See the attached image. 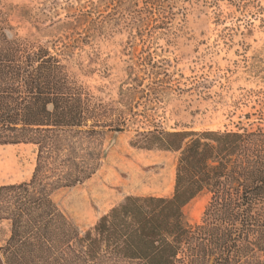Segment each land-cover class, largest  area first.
Wrapping results in <instances>:
<instances>
[{
  "label": "trees",
  "instance_id": "obj_1",
  "mask_svg": "<svg viewBox=\"0 0 264 264\" xmlns=\"http://www.w3.org/2000/svg\"><path fill=\"white\" fill-rule=\"evenodd\" d=\"M108 1L109 24L131 38L159 18L158 28L169 29L162 0ZM104 18L70 14L67 40L88 41ZM114 114L72 78L58 54L13 36L0 9V146L36 147L31 179L0 187V222L10 224L0 264H264L261 128H156L145 135L147 144L131 142L178 154L173 195L128 196L82 234L52 195L99 170L106 133L126 125ZM201 194L210 200L200 223L190 225L184 209Z\"/></svg>",
  "mask_w": 264,
  "mask_h": 264
},
{
  "label": "rangeland",
  "instance_id": "obj_2",
  "mask_svg": "<svg viewBox=\"0 0 264 264\" xmlns=\"http://www.w3.org/2000/svg\"><path fill=\"white\" fill-rule=\"evenodd\" d=\"M107 1L0 0L13 36L58 54L95 102L115 109L112 120L126 121L123 131L106 133L92 178L52 195L82 234L128 195L156 193L162 183L169 195L178 154L130 145L147 144L148 132L264 129V0H162L169 29L158 28L159 18L137 39L112 28ZM87 11L106 23L73 46L63 23ZM35 164L36 147L0 146V187L29 181ZM209 200L201 194L185 207L190 225ZM9 237L10 224L0 222V248Z\"/></svg>",
  "mask_w": 264,
  "mask_h": 264
},
{
  "label": "crops",
  "instance_id": "obj_3",
  "mask_svg": "<svg viewBox=\"0 0 264 264\" xmlns=\"http://www.w3.org/2000/svg\"><path fill=\"white\" fill-rule=\"evenodd\" d=\"M131 145V144H130ZM132 146V145H131ZM133 147V146H132ZM135 148V147H134ZM141 150H145V149H141ZM165 152H169V151H165ZM160 175H163L160 174ZM175 175H176V164L174 166V169H173V173H171V176H170V179H169V183H168V189H167V192H168V196L164 194V185L163 183L161 185H159V190L158 192L156 193H152V194H149V195H128V196H153V197H162V198H169L173 195V192H174V185H175ZM90 180V179H89ZM87 182V181H86ZM126 196V197H128ZM125 197V198H126ZM124 198V199H125ZM115 207V206H114ZM107 214V213H106Z\"/></svg>",
  "mask_w": 264,
  "mask_h": 264
}]
</instances>
